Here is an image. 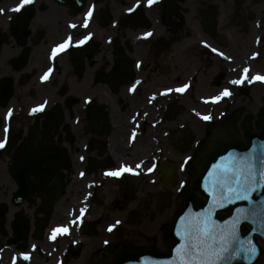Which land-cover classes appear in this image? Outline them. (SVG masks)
<instances>
[{"label": "flooded vegetation", "instance_id": "flooded-vegetation-1", "mask_svg": "<svg viewBox=\"0 0 264 264\" xmlns=\"http://www.w3.org/2000/svg\"><path fill=\"white\" fill-rule=\"evenodd\" d=\"M0 10V264L165 250L208 157L263 134L264 0H0ZM122 166L138 174H106ZM57 227L69 231L52 239ZM256 242L252 264H264Z\"/></svg>", "mask_w": 264, "mask_h": 264}, {"label": "snow or ice", "instance_id": "snow-or-ice-1", "mask_svg": "<svg viewBox=\"0 0 264 264\" xmlns=\"http://www.w3.org/2000/svg\"><path fill=\"white\" fill-rule=\"evenodd\" d=\"M159 0H148V4L152 5ZM32 3V0H22V6ZM19 11V8L14 9ZM2 11V10H0ZM131 12L132 9H129ZM88 17L92 16V11L87 13ZM87 26V24H85ZM73 27H75L73 25ZM145 37L151 36L152 33H145ZM81 39L78 44L83 45L89 38ZM71 37L67 41L57 45L52 50L54 58L59 52H62L70 46ZM223 55V53H221ZM51 69H49V73ZM248 72V69H244ZM43 80L48 79V74L42 77ZM257 80H264V76H256ZM243 81H233L232 83H242ZM188 85H184L176 91L183 92ZM230 95L229 90L225 89L221 96L213 98L219 101L222 97ZM43 105L33 111L43 110ZM11 113V110H10ZM203 119L210 120L211 116H204ZM5 133L8 129H4ZM5 146V142H0V148ZM81 159H84L81 157ZM190 159V158H188ZM227 161V163H226ZM140 167V165H137ZM153 168L148 169L149 172ZM212 171L204 178L202 190L209 197L207 207L201 208L199 211H189L188 214L180 217V223L176 229V235L180 238L181 244L177 247L176 252L180 260V264H229L230 261L239 259L242 255L251 254L256 251L255 246L245 247L241 242L240 228L241 225L251 219L254 213L250 214L249 210L243 207L232 209L233 215L223 221L216 218V213L228 207L235 205L239 201L252 202V194L264 188V169L260 171V182L257 181L255 171V159L252 153H244L238 156L236 153H228L220 158V162L212 165ZM124 173H135L130 166H122L115 171L106 173L112 177H120ZM83 175V174H81ZM183 188V185H181ZM264 205V200L261 201ZM83 214V210H81ZM254 222V221H253ZM117 224L120 221L116 222ZM115 225H111L108 231H112ZM67 227H57L53 230L52 239L56 238L57 233H67ZM108 243V241H105ZM251 245V241L248 242ZM24 258L28 259V254L24 253Z\"/></svg>", "mask_w": 264, "mask_h": 264}, {"label": "water", "instance_id": "water-1", "mask_svg": "<svg viewBox=\"0 0 264 264\" xmlns=\"http://www.w3.org/2000/svg\"><path fill=\"white\" fill-rule=\"evenodd\" d=\"M256 175L259 176V173L256 172ZM198 187H200V180H198V182L190 189L191 197L187 200V203L185 204L183 209H181L177 213L174 220V224L166 234V243L168 244L169 252L160 253L158 251H152L144 253L143 256L140 254L137 256L138 260L141 261V256L143 258L142 263L138 261V264H180L178 254L176 252L177 247L181 244L180 238L176 235V229L180 223V217L188 214L190 210L199 211L201 208L207 207V202L209 201L208 200L207 202H200L194 197V190ZM126 262V264H137L135 258H128Z\"/></svg>", "mask_w": 264, "mask_h": 264}]
</instances>
